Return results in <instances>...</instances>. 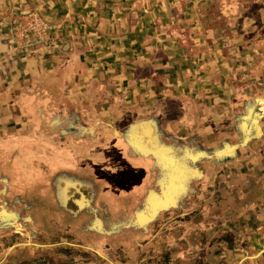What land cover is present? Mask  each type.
Here are the masks:
<instances>
[{"label": "rangeland", "instance_id": "rangeland-1", "mask_svg": "<svg viewBox=\"0 0 264 264\" xmlns=\"http://www.w3.org/2000/svg\"><path fill=\"white\" fill-rule=\"evenodd\" d=\"M190 1L170 2L169 17L162 0L155 8L139 3V15H153L133 19L145 33L148 20L154 40L168 35L193 55L208 50L220 77L223 71L230 77L234 112L228 116L225 108L220 122L247 127L234 129L240 141L223 151L218 177L202 176L186 199L178 195L167 206L158 190L163 177L151 204L110 219L98 207L95 176L83 169L82 143L88 130L94 138L117 137L96 107L116 99L100 90L122 83H106L112 66L103 68L109 69L104 82L103 75L94 82L96 71L72 63L85 48L94 50L89 42L99 36L98 24L74 18L65 0H0V264H264V0ZM133 64L134 72L147 73ZM148 127L141 130L149 133ZM100 148L92 145L90 153ZM110 161L113 169L126 168Z\"/></svg>", "mask_w": 264, "mask_h": 264}, {"label": "crops", "instance_id": "crops-1", "mask_svg": "<svg viewBox=\"0 0 264 264\" xmlns=\"http://www.w3.org/2000/svg\"><path fill=\"white\" fill-rule=\"evenodd\" d=\"M65 1L74 18L94 19L98 24L97 29H90H96L99 34L93 38L94 41L89 42L94 50L85 48L77 61L72 63L96 71L92 73L94 79L90 78L94 82L101 75L100 82H104L105 72L109 69L103 68L112 66L115 70L111 73L112 78L106 77V83L113 85L114 80L122 83L121 88L114 89L110 86L100 90V96L107 93L105 97L112 96L116 99H102L98 102L99 107H96L105 114L106 126L111 128L114 125L113 134L117 137L112 140L94 138L93 132L88 130L91 126H85L88 132L84 134L82 144L88 147V151L84 150L83 160L86 163L83 169L96 178L97 182H93L95 187H99L98 207H103L110 219L132 215L144 201L150 203L154 200L149 197L152 195L150 192L153 191L154 194L156 182L163 177L164 187L158 190H164L168 197L167 206L172 207L171 202L177 200L178 195L186 199L197 190L202 176L218 177L217 162L219 163L220 156L225 157L223 151L229 150L236 140L240 141L235 136L234 129L247 127L245 123L219 120L220 113L227 111L229 116V111L234 112L229 103L232 92L228 89V72L223 71L224 76L220 77L219 70L213 68L215 64L208 50L203 51L200 56L193 55L186 46L168 35L154 40L155 29L148 21L153 12L147 16L139 15L138 9L134 10V7L141 3L144 8L146 2L150 3L147 7L155 8L158 0ZM162 1L164 12L167 10L166 16L169 17V4L175 0ZM198 2L199 0L190 1L193 6ZM142 13H146L145 9ZM138 15L148 19L146 33L141 32L144 30L143 24L133 19V16ZM184 15V11L178 13V16ZM88 27L90 26L84 27V32L88 31ZM167 30L170 29H164V33ZM116 34L119 37L113 38ZM143 34H151V37L144 38ZM73 41L75 45L80 44L77 38H73ZM199 42L206 45L205 41ZM123 63L130 66L125 71L118 66ZM133 63L148 67L147 73L140 75L134 72L136 67H133ZM100 86L102 85L99 83ZM139 100L144 106L140 105ZM93 112L99 117L102 115L96 110ZM146 125L150 127L151 137L146 136L148 131L145 133L141 130ZM222 144L223 149L220 148ZM92 145H102V148L90 153ZM211 159L215 163L213 166L208 161ZM96 160L100 162L97 164ZM110 160H119L126 168L122 165L118 168L119 165H116L118 169H113L115 164L112 166ZM88 162L93 163L91 165ZM167 177H170L171 182ZM51 196L52 202V193ZM256 204L247 211L255 209ZM263 250L264 248L259 250V253Z\"/></svg>", "mask_w": 264, "mask_h": 264}]
</instances>
